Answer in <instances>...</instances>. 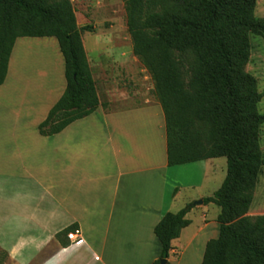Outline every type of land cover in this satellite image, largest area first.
I'll list each match as a JSON object with an SVG mask.
<instances>
[{
	"label": "crops",
	"instance_id": "1",
	"mask_svg": "<svg viewBox=\"0 0 264 264\" xmlns=\"http://www.w3.org/2000/svg\"><path fill=\"white\" fill-rule=\"evenodd\" d=\"M71 1L90 16L106 11L111 0ZM94 33L82 40L91 36L104 50ZM42 44L53 54L43 52ZM25 47L29 53L18 67ZM86 54L99 108L44 137L39 126L67 87L64 57L55 38H20L14 45L0 86V264H153L162 253L156 226L189 205L190 225L173 241L168 263L202 264L207 243L219 236L220 209L194 203L221 188L227 161L170 167L165 115L153 81L132 77L135 103L123 107L126 97L109 72L114 63L99 60L100 52ZM76 229L82 246L57 239Z\"/></svg>",
	"mask_w": 264,
	"mask_h": 264
},
{
	"label": "trees",
	"instance_id": "2",
	"mask_svg": "<svg viewBox=\"0 0 264 264\" xmlns=\"http://www.w3.org/2000/svg\"><path fill=\"white\" fill-rule=\"evenodd\" d=\"M257 1L122 0L133 54L150 75L165 115L168 165L227 161L221 188L203 200L220 214L219 236L207 243L202 264H264V216H248L264 168L261 96L246 72L250 36L264 34ZM88 30L79 27L71 0H0V86L20 38H55L64 57L67 87L39 126L44 137L100 106L82 40ZM192 208L169 213L156 226L162 253L153 264L172 257V243L190 225Z\"/></svg>",
	"mask_w": 264,
	"mask_h": 264
},
{
	"label": "rangeland",
	"instance_id": "3",
	"mask_svg": "<svg viewBox=\"0 0 264 264\" xmlns=\"http://www.w3.org/2000/svg\"><path fill=\"white\" fill-rule=\"evenodd\" d=\"M72 5L78 13L77 17L80 22V27L82 29L92 28V30L86 32H95V35L100 36L99 43L103 45L104 50H102L101 47L98 48L92 44L94 40L93 38H90L91 36L84 37V48L90 55L97 56L100 52L99 60L105 59L114 63V65L109 67V72L117 80V86L120 93L126 97V99L123 98L121 100L120 104L123 107L131 106L135 103L133 100V92L135 88L133 86L132 77L138 76L143 80H146V82L152 80L148 72L145 71L133 54L132 41L127 29L126 13L122 0H111L107 5L109 8L106 11H103L100 14L96 11H91L89 12L90 16H88L86 14L87 12L83 10L82 4L72 3ZM83 14L85 15L84 17L82 16ZM255 17L257 21H264V0L257 1ZM94 27L96 28L95 30ZM86 32H83V35ZM250 45L251 56L250 62L246 67V72L253 76L257 82L258 93L261 96V100L258 104V113L264 115V34L251 35ZM43 48V52L46 53V51H48L47 54H53L52 48L49 49L45 46H43ZM28 53L29 51L26 47L21 48L18 67L22 66L23 59L26 58ZM41 58L43 68L47 70L50 66L49 60L44 55L41 56ZM90 58L92 59L93 57L90 56ZM93 60L94 59H92V61ZM147 78H150V80H147ZM259 142L264 157V125L261 126L259 130ZM222 161L224 163L226 162L225 159ZM214 214L215 213L212 210L208 217L211 219ZM248 216L251 218L264 216V168L261 170L254 194V200ZM1 257L0 254V258Z\"/></svg>",
	"mask_w": 264,
	"mask_h": 264
},
{
	"label": "built area",
	"instance_id": "4",
	"mask_svg": "<svg viewBox=\"0 0 264 264\" xmlns=\"http://www.w3.org/2000/svg\"><path fill=\"white\" fill-rule=\"evenodd\" d=\"M67 239L72 245L82 246L84 244V239L80 229H76L67 234Z\"/></svg>",
	"mask_w": 264,
	"mask_h": 264
},
{
	"label": "water",
	"instance_id": "5",
	"mask_svg": "<svg viewBox=\"0 0 264 264\" xmlns=\"http://www.w3.org/2000/svg\"><path fill=\"white\" fill-rule=\"evenodd\" d=\"M194 205L195 206L203 205V201L196 202V203H194ZM167 263H168V261H166V260H164V261L161 262V264H167Z\"/></svg>",
	"mask_w": 264,
	"mask_h": 264
}]
</instances>
